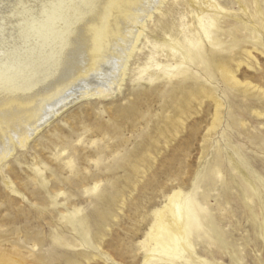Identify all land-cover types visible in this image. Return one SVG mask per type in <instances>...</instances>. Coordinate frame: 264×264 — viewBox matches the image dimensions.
Here are the masks:
<instances>
[{
    "label": "rangeland",
    "instance_id": "rangeland-1",
    "mask_svg": "<svg viewBox=\"0 0 264 264\" xmlns=\"http://www.w3.org/2000/svg\"><path fill=\"white\" fill-rule=\"evenodd\" d=\"M124 72L113 95L74 101L0 162V248L19 264H187L149 255L177 192L196 213L193 264H264V0H161Z\"/></svg>",
    "mask_w": 264,
    "mask_h": 264
},
{
    "label": "bare ground",
    "instance_id": "bare-ground-1",
    "mask_svg": "<svg viewBox=\"0 0 264 264\" xmlns=\"http://www.w3.org/2000/svg\"><path fill=\"white\" fill-rule=\"evenodd\" d=\"M159 2L15 0L11 8L0 12V162L16 146L24 147L74 101L107 97L119 90L126 63L143 32L144 19L150 17ZM206 7L214 9L217 5L207 2ZM197 20L209 37L213 20L205 19L204 15H197ZM188 45L189 41L181 58L193 56ZM224 71L226 80L237 83L231 73ZM204 92L199 88L189 91L188 96L195 99ZM187 102L177 100L174 107L181 111ZM176 121L168 120L165 130L159 133L166 135L165 131L176 130ZM168 200L169 206L155 213L149 232L155 247L149 255H161L167 262L191 258L187 264H193L191 256L195 251L190 231L196 213L192 201L177 192ZM62 218L66 226H73L82 244L92 246L83 218L67 212ZM98 247L97 244L93 248ZM16 251L12 246L11 251L0 248V264H19ZM64 262L79 264L66 258Z\"/></svg>",
    "mask_w": 264,
    "mask_h": 264
}]
</instances>
